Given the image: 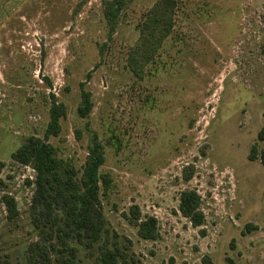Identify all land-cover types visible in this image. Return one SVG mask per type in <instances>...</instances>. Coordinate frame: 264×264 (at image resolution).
<instances>
[{"label":"rangeland","instance_id":"374dc122","mask_svg":"<svg viewBox=\"0 0 264 264\" xmlns=\"http://www.w3.org/2000/svg\"><path fill=\"white\" fill-rule=\"evenodd\" d=\"M107 1L0 0V264H33L41 240L36 173L13 159L30 137L54 148L62 177L70 166L79 179L92 150L104 158L108 233L92 249L69 241L79 264H97L105 244L131 245L130 264H264V0H181L142 80L128 52L157 0L129 1L113 32ZM53 102L66 108L58 135ZM186 190L201 197V227L179 210ZM134 205L157 219L156 240L130 223Z\"/></svg>","mask_w":264,"mask_h":264},{"label":"trees","instance_id":"16d2710c","mask_svg":"<svg viewBox=\"0 0 264 264\" xmlns=\"http://www.w3.org/2000/svg\"><path fill=\"white\" fill-rule=\"evenodd\" d=\"M129 1L131 0H111L105 3L104 16L110 32L114 31L117 20ZM180 1L157 0L140 23L139 38L129 50L127 59V66L137 79L144 78L148 65L154 61L164 42L172 34ZM85 103L87 106L81 111L83 115L90 107L88 95H85ZM65 112L64 105L53 102L49 125L51 134H59V119ZM260 138L264 139V133H261ZM256 153V148H253L250 156L252 161L256 160ZM13 159L24 166H31L36 173L31 210L32 223L41 240L29 247L30 260L33 264H51L52 254L55 253L56 264H79L75 255L77 250L68 245L69 241L75 240L81 246L92 249L102 235L108 233L100 200V183H109L99 174L104 158L98 149L92 150L79 179H76V171L70 166L62 177L54 148L40 138L30 137L13 154ZM261 160L264 165V151L261 152ZM192 177L193 171L185 173V179L190 180ZM2 202L7 208L8 218L14 220L18 216L15 199L4 195ZM179 210L193 227L204 225L201 197L195 190L182 192ZM128 218L138 229L142 239L154 241L159 237L157 219L141 218L138 206L131 207ZM130 246L126 245L121 249L115 244L112 248L105 244L101 248L97 264H130L127 252ZM203 264H212L211 259L205 257Z\"/></svg>","mask_w":264,"mask_h":264}]
</instances>
